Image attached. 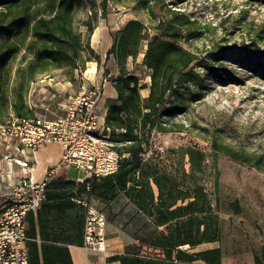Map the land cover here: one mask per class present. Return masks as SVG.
Masks as SVG:
<instances>
[{"label": "trees", "instance_id": "1", "mask_svg": "<svg viewBox=\"0 0 264 264\" xmlns=\"http://www.w3.org/2000/svg\"><path fill=\"white\" fill-rule=\"evenodd\" d=\"M80 1L0 0V123L10 112L18 117L33 115L25 94L36 76L63 66L76 68L82 66L83 60L91 59L94 50L89 45V34L95 25L86 23L88 35L83 40L73 24ZM106 1L102 0V4ZM150 1L143 0L148 11ZM167 11L169 18L158 20L151 34L137 18L125 21L111 32L105 59L111 57L117 69L110 81L116 96L107 99L101 134L120 157L118 169L111 175L90 176L81 181L62 177L51 180L41 205L26 217L29 264H72L67 245L82 244L86 205L79 195L83 192L105 202L122 192L137 213L143 214L155 228H162L146 239L134 232L141 244L159 250L161 258L139 256L127 246L125 253L109 256L108 260H119L121 264H181L194 260L221 263L220 247L196 252L178 248L220 240L218 214L201 182L205 167L203 150L193 144L181 146L178 152L181 159L186 157L188 169L181 163L175 174L161 170L142 156L145 136L153 127L174 130L161 117H170L183 108L182 99L167 100V93L176 91L178 83L192 81L202 86L204 81L193 67L199 61L198 54L178 43L191 33L185 28L194 21L181 10ZM255 35L264 42V27L257 28ZM144 41L146 46L141 49ZM23 48L31 51L33 57L14 71L17 81L11 93V62ZM140 53L150 77L148 94L143 98L140 89L146 84H141L128 68L129 58L136 62ZM93 58L100 62L98 54ZM201 65L207 70L208 64ZM211 148L214 156L221 153L252 166L261 162L260 155L237 149L217 136L211 138ZM254 264H264V246L254 256Z\"/></svg>", "mask_w": 264, "mask_h": 264}, {"label": "rangeland", "instance_id": "2", "mask_svg": "<svg viewBox=\"0 0 264 264\" xmlns=\"http://www.w3.org/2000/svg\"><path fill=\"white\" fill-rule=\"evenodd\" d=\"M146 6L143 0H107L105 4L102 0H81L73 24L83 40L88 35L86 23L95 25L91 59L83 60L82 66L76 68L63 66L36 76L28 86L25 102L33 115L55 118L65 113L80 91L98 86L101 96L103 84L107 87V82L117 74L113 59H105L112 31L123 22L137 18L151 34L158 20L169 18L168 8L188 14L194 23L185 30L191 33L178 43L198 54L199 61L193 67L203 76V85L192 81L178 83L174 87L176 91L167 93V100L182 99L183 108L170 117H161L174 130L153 127L147 139L145 136L142 156L161 170L175 174L181 163L188 169L186 157L181 159L178 152L181 146L193 144L203 150L205 167L201 182L219 218L221 264H254V256L264 246V42L255 35L257 28L264 27V2L151 0L150 11ZM145 46L144 41L141 49ZM95 54L100 57L99 63L93 58ZM32 57L33 53L23 48L12 60L11 93L17 81L14 71ZM203 63L208 64L207 70ZM91 65L95 67L93 76ZM128 68L135 72L141 84H146L140 89L144 94L148 90L149 69L140 60L128 61ZM213 136L237 149L260 155V164L239 163L221 153L214 156ZM64 169L70 179L84 177L81 169L72 166ZM79 198L84 205L104 211L109 218L127 220L142 239L162 229L155 228L143 214L137 213L122 192L107 202L85 192ZM204 244L178 248L196 252ZM129 248L144 257H162L159 250L144 243Z\"/></svg>", "mask_w": 264, "mask_h": 264}, {"label": "built area", "instance_id": "3", "mask_svg": "<svg viewBox=\"0 0 264 264\" xmlns=\"http://www.w3.org/2000/svg\"><path fill=\"white\" fill-rule=\"evenodd\" d=\"M99 97L98 86H92L78 92L63 115L18 117L10 112L0 123V139L15 140L21 148L36 149L53 142L62 146L59 163L49 168L40 180L31 176L20 178L0 208V264H29L26 217L41 205L48 184L60 168L81 169L84 178L111 175L118 169L120 157L101 134L104 121H100L97 111ZM85 205L82 246L102 251L106 216Z\"/></svg>", "mask_w": 264, "mask_h": 264}, {"label": "crops", "instance_id": "4", "mask_svg": "<svg viewBox=\"0 0 264 264\" xmlns=\"http://www.w3.org/2000/svg\"><path fill=\"white\" fill-rule=\"evenodd\" d=\"M124 22L121 24V26ZM120 26V27H121ZM117 27L116 29L120 28ZM95 28L89 34V45L93 49V41L95 39ZM111 41L106 46L105 51L110 46ZM143 53H140L136 61L142 59ZM114 63V60H112ZM131 62V58H129ZM92 69L95 68L91 65ZM90 67V68H91ZM94 71V72H93ZM95 70H91V75ZM91 76V77H92ZM104 89L97 102V111L100 121H104V116L107 108V99L115 98L116 90L110 81ZM106 87V88H105ZM148 90L141 93V97H146ZM62 153V146L58 143H48L37 147L36 149L21 148L15 140L0 139V208H2L9 198V195L22 177L31 176L34 180H40L49 168L59 163ZM25 163V165L23 164ZM69 178L64 167L60 168L55 175V178ZM84 178V177H83ZM80 178L78 180H82ZM126 202L128 199L125 197ZM77 201H79L77 199ZM129 202V201H128ZM131 204V203H130ZM132 205V204H131ZM101 211V210H100ZM106 216V223L104 227L105 248L102 251L89 250L81 245L68 244V250L71 256L72 264H121L119 260H108L109 256L116 254H123L126 247L130 245H140V239L134 234L131 223L127 220L113 219ZM84 226V225H83ZM200 250L220 247L221 249V262L223 261V249L218 241L205 242ZM137 255L144 257L138 253ZM148 257V256H145ZM181 264H205L202 260H194L190 263ZM221 264V263H220Z\"/></svg>", "mask_w": 264, "mask_h": 264}, {"label": "bare ground", "instance_id": "5", "mask_svg": "<svg viewBox=\"0 0 264 264\" xmlns=\"http://www.w3.org/2000/svg\"><path fill=\"white\" fill-rule=\"evenodd\" d=\"M90 70H92V67L90 68Z\"/></svg>", "mask_w": 264, "mask_h": 264}]
</instances>
